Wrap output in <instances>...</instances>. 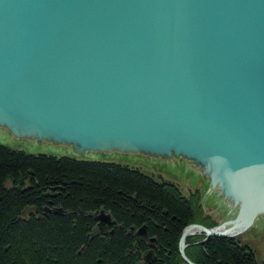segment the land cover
Listing matches in <instances>:
<instances>
[{"label": "water", "instance_id": "1", "mask_svg": "<svg viewBox=\"0 0 264 264\" xmlns=\"http://www.w3.org/2000/svg\"><path fill=\"white\" fill-rule=\"evenodd\" d=\"M0 123L203 164L238 212L196 264L264 212V0H0Z\"/></svg>", "mask_w": 264, "mask_h": 264}, {"label": "trees", "instance_id": "2", "mask_svg": "<svg viewBox=\"0 0 264 264\" xmlns=\"http://www.w3.org/2000/svg\"><path fill=\"white\" fill-rule=\"evenodd\" d=\"M44 205L61 206L63 214L45 215ZM99 209L121 224L105 240L88 235L95 226L90 215ZM144 223L171 250L167 264H187L178 240L188 224L212 226L203 221L199 190L184 195L171 181L126 163L0 142V264H136L126 230ZM203 238L185 240L196 264H260L236 237Z\"/></svg>", "mask_w": 264, "mask_h": 264}, {"label": "rangeland", "instance_id": "3", "mask_svg": "<svg viewBox=\"0 0 264 264\" xmlns=\"http://www.w3.org/2000/svg\"><path fill=\"white\" fill-rule=\"evenodd\" d=\"M0 142L14 148L23 149L27 152H45L55 155H72L79 158L113 160L126 163L138 167L147 174L153 175L156 180L163 178L171 181L180 188L184 195L199 190L200 204L203 210V221L212 226H206L204 223L198 224H202L206 227L223 224L225 221L233 219L238 212L237 200L234 197L226 196L221 183H212L211 175L209 171L204 168V165L196 163V161L182 155L171 157L157 156L138 150H87L78 152L71 142L62 141L55 143V138L53 137H35V134L32 132L15 134L13 126H7L4 123H0ZM44 206L53 209L56 205H52L53 207L49 205ZM100 210L101 209L93 212L92 215L89 214L93 217L94 221H97L98 225L100 224L96 216L99 214ZM36 211L37 210H35V212ZM43 212V214H47L50 211L44 210ZM111 218L113 219V216L110 214V221ZM111 223L104 222L103 224ZM142 225L146 224L144 223ZM142 225L134 226L136 232ZM134 227L127 229L131 230ZM192 235H202L205 238L203 232ZM233 237L238 238L241 243L249 245L255 252V256L259 263L264 264V212L259 213L247 228ZM142 259L144 264L148 263L145 261L144 255ZM99 260L100 258L97 259V262Z\"/></svg>", "mask_w": 264, "mask_h": 264}, {"label": "flooded vegetation", "instance_id": "4", "mask_svg": "<svg viewBox=\"0 0 264 264\" xmlns=\"http://www.w3.org/2000/svg\"><path fill=\"white\" fill-rule=\"evenodd\" d=\"M53 206H51V207H53ZM111 222H112L111 224H103L102 223V224L98 225L97 221H95L96 225H95L94 230H91L88 233V235L90 236V239L99 238L101 240H105L107 237L114 235L115 234L114 228L115 227H121V224H118L114 218L113 219L111 218ZM131 227H134V225H130L128 227V229H130ZM128 229L126 230V234L129 235L132 239L130 249H133V251H134L133 257L137 258L136 264H144V261L142 258H143V255L148 250H152L154 257L150 262L145 263V264H167L165 262V260H167L168 257H170L171 250H169L168 248H166L165 246L162 245V243L159 240V238L157 237V235L151 234L149 232L148 226H147V234L146 235H139L136 232L135 227L131 230H128ZM150 237L154 238V240L152 242L149 240ZM178 246H179V244H178ZM83 247H84V245L81 248H83ZM178 251H179V247H178ZM78 253H79V251H78ZM98 262H100V260Z\"/></svg>", "mask_w": 264, "mask_h": 264}, {"label": "bare ground", "instance_id": "5", "mask_svg": "<svg viewBox=\"0 0 264 264\" xmlns=\"http://www.w3.org/2000/svg\"><path fill=\"white\" fill-rule=\"evenodd\" d=\"M87 150H89V149H86L85 151H87ZM90 151H91V150H90ZM109 151H116V150H109ZM119 151H121V150H119ZM160 152H162V151H160ZM148 154H150V153H148ZM157 156H160V155L157 154ZM163 156H164V155H163ZM44 207H45V206H44ZM44 207H42L43 211H44ZM227 226H228V224H224V225H221L218 229L222 230V229L226 228ZM190 233H191V234H200L201 232L198 231L197 228H192L191 231H190ZM187 236H188V235H187ZM187 236H186V237H187ZM227 237H229V236H227ZM185 240H186V238H185Z\"/></svg>", "mask_w": 264, "mask_h": 264}]
</instances>
